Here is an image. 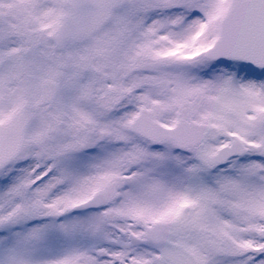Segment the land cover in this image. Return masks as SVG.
<instances>
[{"label": "snow or ice", "instance_id": "1", "mask_svg": "<svg viewBox=\"0 0 264 264\" xmlns=\"http://www.w3.org/2000/svg\"><path fill=\"white\" fill-rule=\"evenodd\" d=\"M0 264H264V0H0Z\"/></svg>", "mask_w": 264, "mask_h": 264}]
</instances>
